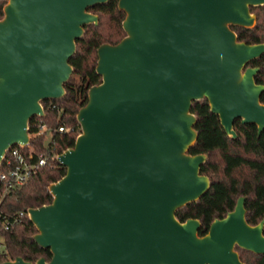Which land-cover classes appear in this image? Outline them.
<instances>
[{
    "label": "water",
    "instance_id": "1",
    "mask_svg": "<svg viewBox=\"0 0 264 264\" xmlns=\"http://www.w3.org/2000/svg\"><path fill=\"white\" fill-rule=\"evenodd\" d=\"M0 163L29 144L28 123L42 101L65 95L69 64L89 10L110 0H0ZM264 0H118L125 37L97 49L101 83L76 116L81 133L57 157L65 175L48 187L49 205L27 210L33 241L51 254L3 264H245L236 248L264 255V220L245 219V197L214 220L179 222L176 211L210 188L194 102L206 100L227 136L234 121L264 131V86L248 64L264 44L239 42Z\"/></svg>",
    "mask_w": 264,
    "mask_h": 264
},
{
    "label": "trees",
    "instance_id": "2",
    "mask_svg": "<svg viewBox=\"0 0 264 264\" xmlns=\"http://www.w3.org/2000/svg\"><path fill=\"white\" fill-rule=\"evenodd\" d=\"M117 3L118 0H110L89 10L98 17V24L84 27L83 36L76 41L75 54L69 61L73 73L64 85L65 95L58 100L42 101L44 116L29 121V145L37 155L47 153L48 163L27 184L6 193L0 204L4 213L13 215L52 202L48 187L59 181L66 171L56 157L74 146L81 133L76 119L78 111L87 103L88 90L101 83V77L95 72L97 49L103 44L115 45L125 37L122 29L125 14L118 10ZM4 5L5 2L0 1V19ZM250 12L256 16L252 29L231 27V30L239 42L264 44V6L252 7ZM248 67L259 69L254 81L264 86V55L250 62ZM260 101L264 104V93ZM191 114L197 120L195 130L198 139L189 154L207 156L200 174L209 179L210 188L197 202L176 211V219L181 223L189 219L200 221L198 234L204 236L214 220L223 219L233 211L237 199L245 197L246 222L251 226L257 225L264 220V131L258 135L256 126L242 125L240 120H236L233 130L237 137L232 139L224 132L218 117L210 113L205 99L192 104ZM41 124L47 128L44 133L39 131ZM58 126H63L65 132L59 133ZM1 171L3 165H0ZM35 233V227L26 216L10 231L3 233L6 254L0 255V264L18 257L32 263L41 257L49 261L50 252L33 241ZM236 251L245 264H264V255L239 248Z\"/></svg>",
    "mask_w": 264,
    "mask_h": 264
},
{
    "label": "built area",
    "instance_id": "3",
    "mask_svg": "<svg viewBox=\"0 0 264 264\" xmlns=\"http://www.w3.org/2000/svg\"><path fill=\"white\" fill-rule=\"evenodd\" d=\"M46 129L44 124L39 125L40 133H44ZM57 131L64 133L65 129L63 126H58ZM47 140H49V137ZM47 163V153L37 155L29 144L25 147L13 146L9 148L0 163V165H3V171L0 172V204L7 192L27 184ZM23 216L28 217L27 210L13 215H8L0 210V255L6 254L2 234L10 231L14 225L20 222ZM7 261L13 260L8 259L5 262Z\"/></svg>",
    "mask_w": 264,
    "mask_h": 264
},
{
    "label": "rangeland",
    "instance_id": "4",
    "mask_svg": "<svg viewBox=\"0 0 264 264\" xmlns=\"http://www.w3.org/2000/svg\"><path fill=\"white\" fill-rule=\"evenodd\" d=\"M251 14H252V13H251ZM48 137H49V136H48ZM48 137H47V138H48Z\"/></svg>",
    "mask_w": 264,
    "mask_h": 264
}]
</instances>
